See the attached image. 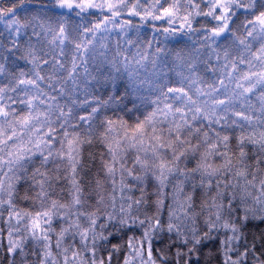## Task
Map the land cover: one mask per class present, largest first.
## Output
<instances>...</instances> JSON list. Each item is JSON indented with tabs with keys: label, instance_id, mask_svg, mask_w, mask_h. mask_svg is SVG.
I'll return each instance as SVG.
<instances>
[{
	"label": "clouds",
	"instance_id": "9594fccd",
	"mask_svg": "<svg viewBox=\"0 0 264 264\" xmlns=\"http://www.w3.org/2000/svg\"><path fill=\"white\" fill-rule=\"evenodd\" d=\"M0 264H264V0H0Z\"/></svg>",
	"mask_w": 264,
	"mask_h": 264
}]
</instances>
